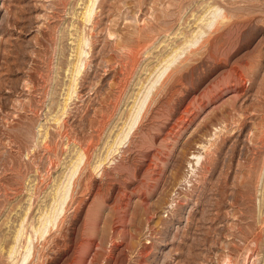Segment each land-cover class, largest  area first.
Returning <instances> with one entry per match:
<instances>
[{
	"label": "rangeland",
	"instance_id": "rangeland-1",
	"mask_svg": "<svg viewBox=\"0 0 264 264\" xmlns=\"http://www.w3.org/2000/svg\"><path fill=\"white\" fill-rule=\"evenodd\" d=\"M85 2L0 0V264H17V245L81 146L82 201L54 230L59 242L34 241L42 255L30 264H264V0H97L83 22ZM210 4L227 14L214 30ZM193 33L201 46L180 44ZM78 34L87 64L56 123ZM176 44L183 53L139 133L94 171Z\"/></svg>",
	"mask_w": 264,
	"mask_h": 264
},
{
	"label": "bare ground",
	"instance_id": "bare-ground-1",
	"mask_svg": "<svg viewBox=\"0 0 264 264\" xmlns=\"http://www.w3.org/2000/svg\"><path fill=\"white\" fill-rule=\"evenodd\" d=\"M97 0H86L85 4H84V7L82 8L83 10H81V14H79L81 16V19L83 22H89L90 19H91V10L93 8L94 5H96V2ZM220 5V4H218ZM209 6V5H208ZM209 8H213V12L215 13L214 16L212 18H210L208 21H207V26L209 27V29H216L217 28V25L218 23L222 22L224 19H226V15L225 12L221 9L223 7L221 6H215V5H211L209 6ZM207 9V7H206ZM204 9V10H206ZM224 9V8H223ZM203 11V10H202ZM201 11V13H202ZM204 13V12H203ZM231 13V12H230ZM79 16V17H80ZM200 18V16L198 17ZM86 24V23H85ZM88 24V23H87ZM223 24V23H221ZM198 25V24H197ZM223 26V25H222ZM85 27V26H84ZM201 28V26H200ZM79 29V28H78ZM194 29V28H193ZM77 31V29H76ZM75 31V32H76ZM80 31V30H79ZM81 32V31H80ZM192 32V31H191ZM204 33L207 32L206 29H204L203 31ZM211 32V31H210ZM78 33V31H77ZM219 33V31H218ZM71 34V33H70ZM82 34V33H81ZM85 34V33H83ZM183 34V33H182ZM208 34V33H207ZM221 34V33H220ZM219 34V35H220ZM84 36V35H83ZM82 35L78 34L76 35L75 38H77V42H75L76 46L74 48V51H75V58L74 60H71L72 62H69L68 63V66H70V68H66V69H69L70 70V73H67V74H70V79H68V83L67 84V87H66V92H65V96H63L62 98L63 101L61 103V105H58L60 106V110L57 111L54 115V118L52 116V119L53 122H56V123H61V121L63 120L64 118V115L67 113V106L69 104L68 100L70 101V99H72V95L73 93H75L76 88H77V83H76V80H75V75H77V73L79 72V70L81 69L80 68V65L81 63L84 62V66L87 61H83L85 59H83V55H82V52L84 51L83 50V41L85 39V37H83ZM149 36V35H148ZM187 36V35H186ZM204 34H201V35H198L196 33H193L191 34V36H187L186 38H184L183 43H180V44H184L187 46L190 47H193L195 48L196 46L198 45H202L201 42L205 41L203 40L204 39ZM208 36V35H207ZM218 36V35H217ZM89 37V36H88ZM152 38V37H151ZM154 39V38H153ZM217 39V38H215ZM76 40V39H74ZM149 40V39H148ZM156 40V39H155ZM208 39H206L207 41ZM210 40V39H209ZM208 40V41H209ZM214 40V39H213ZM211 42V41H210ZM144 43V42H143ZM148 43V42H147ZM146 43V44H147ZM179 44V43H178ZM209 44V42H208ZM200 45V46H201ZM183 46V45H182ZM144 47V46H143ZM147 47V45H146ZM173 46H171L172 48ZM138 48V47H137ZM186 48V47H185ZM139 49V48H138ZM145 49V48H144ZM143 49V50H144ZM182 49L181 46L177 45L176 44V47H173L172 49H170L171 51L163 57L161 59H159L158 61V64L161 63L163 61V64H159V65H162L160 69H157V75L154 79H151L150 81V85L147 87V89L145 90V92H143L144 94L138 98V94L140 93L141 89L143 88V83H145V81H143L138 89V91L135 93V97H134V100H133V103L131 104V106H129L130 108L128 109L127 111V115H126V118L125 120L123 121V124L119 127L118 131L116 132V134L114 135L113 138H111V142L105 144L107 146H105V154H103V156L101 155L99 157V159H97V161L95 162V164L92 166L93 170L96 171V170H99L102 166V164H104L105 162H110L111 161V158H110V155H112V158L114 157L113 155L115 153H118L120 152V149L121 147H123V145L127 144V146L130 144V142L132 141V137L138 132L139 128H141V124H142V121H143V118L147 112V110H149V105L151 103V100H152V97H153V94H154V90L157 89L159 86V84H161V82L167 77H169V75L171 74V70H172V65L171 63L173 61H176L175 59L178 58L182 52ZM73 50V49H72ZM71 50V51H72ZM132 50V49H131ZM191 50V49H190ZM195 50V49H194ZM138 51V50H137ZM186 51V50H185ZM184 51V53H185ZM143 52V51H142ZM191 52V51H190ZM129 55V54H128ZM147 55V54H146ZM185 55V54H184ZM183 57V56H182ZM71 59V58H70ZM130 62H131V65L132 66L131 68H134L140 61V58L138 56V52H134L132 53V57H130ZM68 62V61H67ZM174 63V62H173ZM67 64V63H66ZM70 64V65H69ZM158 64H155L156 66ZM175 64H180V63H175ZM129 65V63H128ZM157 66L158 68L160 66ZM183 65V64H182ZM156 66H154V68H152L153 72L154 70L156 69ZM184 67V66H183ZM193 67V66H192ZM137 68V66H136ZM65 69V70H66ZM128 69V68H127ZM151 70V71H152ZM150 71V72H151ZM188 71V70H187ZM131 72V71H129ZM190 73V72H189ZM65 74V73H64ZM79 74V73H78ZM130 74V73H129ZM151 74V73H150ZM156 74V73H155ZM194 74V73H193ZM183 75V74H182ZM69 76V75H68ZM78 76V75H77ZM179 76V75H178ZM147 77V76H146ZM190 77V76H189ZM184 78V77H183ZM182 78V79H183ZM77 79V77H76ZM149 79V78H148ZM147 79V80H148ZM189 80V79H188ZM191 80V79H190ZM124 81V80H123ZM182 81V80H181ZM193 81V80H191ZM176 85V84H175ZM142 87V88H141ZM178 87V86H177ZM181 87V86H180ZM141 88V89H140ZM159 90V89H158ZM171 92V91H170ZM157 93V92H156ZM142 94V93H141ZM64 95V94H63ZM74 96V95H73ZM193 101V100H192ZM57 104V103H56ZM60 104V103H59ZM119 105V104H118ZM188 105V104H187ZM117 108V107H116ZM189 109V108H187ZM197 109V108H196ZM55 110V109H54ZM151 110V109H150ZM185 110V109H184ZM186 111V110H185ZM188 111V110H187ZM190 111V110H189ZM188 111V112H189ZM149 112V111H148ZM116 113V112H115ZM184 113V112H183ZM103 115V114H102ZM182 116V115H181ZM105 117V116H104ZM184 117V116H183ZM185 118V117H184ZM189 118V116H188ZM186 119V118H185ZM104 120V118H103ZM191 120V119H190ZM64 122V121H63ZM101 122H103L101 120ZM185 122V121H184ZM104 123H108V122H104ZM55 124V123H54ZM102 125V124H101ZM58 126V124H57ZM62 126V125H61ZM176 126V125H175ZM50 127V126H49ZM47 128V127H46ZM48 129V128H47ZM47 129H45V131H43V138H41L42 141L40 142H43L45 143V141H47V138H48V132ZM173 130V129H172ZM100 132V131H99ZM139 133V132H138ZM110 134V133H109ZM172 134V133H170ZM108 137V136H107ZM110 137V136H109ZM49 139V138H48ZM108 142V140L106 141ZM82 147V146H81ZM81 147H77L75 149V153H73V156L71 158L70 163H69V166H68V172L65 174V173H62L63 175L65 174V177L62 179L61 177L56 181V184L53 185V192L51 193V197H50V200L49 202H47V204L45 205V207L41 208V211L39 212V215L37 216V220L34 224V232H30L29 234L25 232V236H24V240L22 242V244H18L16 243L17 240H20L18 237H19V234L21 231V225L22 222L24 221V219H26V214H27V210H25L21 217H19L20 221H19V225L20 226H17L14 230V233H13V238H12V241L8 244V246L1 250V251H4L7 253V257L9 258L10 256L8 255H13L14 252L19 251V257L18 259L16 260V263L17 264H30L32 263V261H34V257L35 256H38L37 255V252L36 249L35 250V244H34V241H36L38 243V241L44 239L46 240L47 238H49V236L53 235V232H55L54 230H56V233H59L57 232V230H61L60 229V226L62 224V222H64V219H65V215L67 213V210L70 208V206L74 203H76L78 206L80 204V202L82 201L80 198L77 200L75 197V187L77 186V181H79V174L82 167L84 166L85 162H86V159H87V155H86V151L84 150V148L82 149ZM89 150V149H88ZM122 150V149H121ZM124 150V149H123ZM122 150V151H123ZM104 153V152H103ZM121 153V152H120ZM156 157V156H155ZM114 159V158H113ZM112 159V160H113ZM200 159V155L198 154L197 157H196V161H199ZM87 163V162H86ZM154 163V162H153ZM106 164V163H105ZM262 164V163H261ZM264 164V163H263ZM104 166V165H103ZM263 168V167H262ZM85 169V168H84ZM66 170V169H65ZM101 170V169H100ZM99 170V171H100ZM262 175V174H261ZM63 177V176H62ZM86 177V176H85ZM260 178V177H259ZM82 179H84L82 177ZM81 180V178H80ZM85 180V179H84ZM82 182V181H81ZM79 183V182H78ZM85 183V182H84ZM89 183V182H88ZM85 185V184H84ZM80 187H83V186H80ZM80 189V188H79ZM80 192V191H79ZM84 192V191H83ZM82 192V193H83ZM33 193V192H32ZM78 195V194H77ZM82 195V194H81ZM80 195V196H81ZM264 198V197H263ZM31 205V204H30ZM75 205V204H74ZM29 207V206H28ZM27 207V208H28ZM76 208V206L74 207ZM79 208V207H77ZM41 217V218H40ZM96 222V221H95ZM18 223V222H17ZM92 224V223H91ZM96 225V224H95ZM92 227V226H91ZM23 233V232H22ZM21 233V234H22ZM55 235V233H54ZM53 235V236H54ZM52 236V237H53ZM55 237V236H54ZM63 237V236H62ZM22 238V236H21ZM56 238V237H55ZM58 238V237H57ZM57 238H56V241L52 240V242L54 241L55 243L56 242H59L57 241ZM50 239V238H49ZM48 240V239H47ZM64 240V239H63ZM21 241V240H20ZM19 241V242H20ZM43 241V240H42ZM46 242V241H45ZM21 243V242H20ZM55 243H53L55 245ZM61 243V242H60ZM18 244V245H17ZM41 244V243H40ZM39 244V245H40ZM16 245L18 246L17 249L15 248ZM43 245V244H42ZM41 245V246H42ZM68 245V244H67ZM19 246H21V249L19 250L18 248H20ZM45 246V245H44ZM61 246V245H60ZM65 246V245H64ZM84 246V245H83ZM2 247V246H1ZM0 247V248H1ZM38 247V246H37ZM63 247V246H62ZM89 247V246H88ZM60 248V247H58ZM64 248V247H63ZM62 248V249H63ZM14 249H16V251H14ZM56 249V248H55ZM64 249H67V246H65ZM14 251V252H13ZM13 252V253H12ZM42 252V251H41ZM39 252V253H41ZM85 252V251H84ZM12 253V254H11ZM42 255V254H40ZM39 255V256H40ZM68 256V255H67ZM69 257V256H68ZM46 258V257H45ZM39 259V258H37ZM84 259V258H83ZM50 260V259H49ZM82 260V259H81ZM80 262V261H79ZM78 262V264H79ZM83 263V262H82Z\"/></svg>",
	"mask_w": 264,
	"mask_h": 264
}]
</instances>
